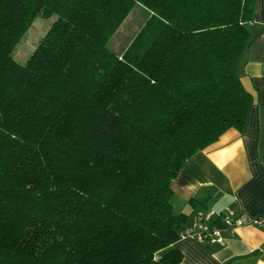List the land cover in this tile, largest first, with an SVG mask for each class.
Returning a JSON list of instances; mask_svg holds the SVG:
<instances>
[{
  "label": "trees",
  "instance_id": "obj_1",
  "mask_svg": "<svg viewBox=\"0 0 264 264\" xmlns=\"http://www.w3.org/2000/svg\"><path fill=\"white\" fill-rule=\"evenodd\" d=\"M147 17L107 46L136 5ZM254 0H0V264H179L171 181L252 103ZM55 16L24 64L13 47Z\"/></svg>",
  "mask_w": 264,
  "mask_h": 264
},
{
  "label": "crops",
  "instance_id": "obj_2",
  "mask_svg": "<svg viewBox=\"0 0 264 264\" xmlns=\"http://www.w3.org/2000/svg\"><path fill=\"white\" fill-rule=\"evenodd\" d=\"M252 103L242 131L228 129L217 141L185 160L171 181L173 211L191 227L197 214L213 225L223 214L264 216V0H254L251 40L237 71ZM224 245L188 237L174 244L179 264H264V230H223Z\"/></svg>",
  "mask_w": 264,
  "mask_h": 264
},
{
  "label": "rangeland",
  "instance_id": "obj_3",
  "mask_svg": "<svg viewBox=\"0 0 264 264\" xmlns=\"http://www.w3.org/2000/svg\"><path fill=\"white\" fill-rule=\"evenodd\" d=\"M54 17L46 18L37 15L33 18L27 30L13 47L11 56L16 62L25 63L40 38L50 27ZM146 17L147 11L141 5L136 4L109 39L108 48L115 53L123 51Z\"/></svg>",
  "mask_w": 264,
  "mask_h": 264
},
{
  "label": "built area",
  "instance_id": "obj_4",
  "mask_svg": "<svg viewBox=\"0 0 264 264\" xmlns=\"http://www.w3.org/2000/svg\"><path fill=\"white\" fill-rule=\"evenodd\" d=\"M247 225L264 230V216L250 217L244 213L235 216L223 214L217 218L215 224L208 225L205 223V215L199 213L192 226L183 230L181 237H188L207 245L223 246L225 243L222 236L223 230H232Z\"/></svg>",
  "mask_w": 264,
  "mask_h": 264
}]
</instances>
